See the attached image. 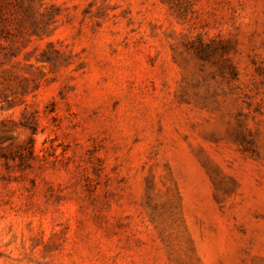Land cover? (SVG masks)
<instances>
[{
  "label": "rangeland",
  "instance_id": "374dc122",
  "mask_svg": "<svg viewBox=\"0 0 264 264\" xmlns=\"http://www.w3.org/2000/svg\"><path fill=\"white\" fill-rule=\"evenodd\" d=\"M0 264H264V0H0Z\"/></svg>",
  "mask_w": 264,
  "mask_h": 264
}]
</instances>
